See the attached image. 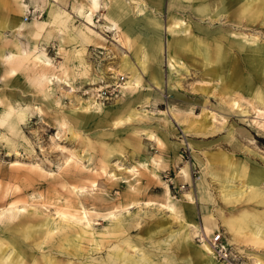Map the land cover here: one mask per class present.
Here are the masks:
<instances>
[{"label":"rangeland","instance_id":"1","mask_svg":"<svg viewBox=\"0 0 264 264\" xmlns=\"http://www.w3.org/2000/svg\"><path fill=\"white\" fill-rule=\"evenodd\" d=\"M126 1L99 0L93 10L90 0H0V264L8 254L10 264H133L129 257L136 264H210L196 248L202 234L188 237L168 208L183 215V194L198 182L209 190L225 237L222 219L241 218V246L234 248L251 264L257 254L264 261V241L245 216L264 214V199L222 198L226 189H244L255 169L264 188V103L256 98L264 100V70L247 60L250 47L255 58L264 55V0H189L183 8L139 0L162 28L179 20L189 26L184 48L172 52L182 67L171 68L164 44L179 30H161L153 61L145 17ZM119 2L132 25L102 16ZM37 21L43 26L33 39ZM74 25L99 40L87 45L81 63L70 38ZM124 57L145 63L140 86L112 90L120 74L121 82L128 78L107 67L118 69ZM96 69L103 87L89 83ZM88 96L101 108L82 106ZM203 111L215 117L200 129L186 127ZM200 205L185 215L202 225Z\"/></svg>","mask_w":264,"mask_h":264},{"label":"crops","instance_id":"2","mask_svg":"<svg viewBox=\"0 0 264 264\" xmlns=\"http://www.w3.org/2000/svg\"><path fill=\"white\" fill-rule=\"evenodd\" d=\"M184 1L188 2L189 0H170V4L168 6H174V7L183 8L184 7L183 5L186 4ZM105 4H107V3L105 2ZM99 6H100V4H99ZM198 6H200V5H197V7ZM127 7H129L130 11L132 13H134V15L135 14L136 15H143L145 17V18L141 17L142 19H144V22L147 24V31H146V37L144 38L145 39L144 43H145L146 49L149 50V53L151 55V59L153 61H156L155 59H158V56H160V53H161V50H162V47H163V44H162V41H161V30L162 31L164 30V32L165 31L167 32L170 28L174 29L175 31L179 30L178 34H180V36L177 37L176 41L171 40V38L169 36L166 37V38L169 39V42H170L169 47L166 48V52H167V61H168V65H169L170 68L171 67H176V66L177 67H182L181 65L183 64V62L179 58L178 59L174 58L175 56L172 54V52H173V50H182L184 48V44H183V42L180 39L184 38V37H182L183 34H184V36H186L188 34V32L185 31V30L187 28H189V26H187L183 22V20H179V21H176L172 25H168V26L165 25V27L162 28L161 27V23L159 22V20L157 18L158 16L157 15H153L152 10L151 9L148 10L144 4L142 5V3H141V7L144 10V14H137L135 11L132 10V8L129 5ZM105 10H106V12L102 13V16L104 18L105 17H110L112 19H120L119 24L129 14L127 12V9L121 3L118 4L116 7L114 6L112 10L108 9L107 7H105ZM80 11L82 13V10H80ZM222 11H223V8H221V7L218 8V10H216L215 13H214L215 14L214 17L217 18L219 14H222ZM89 12H91V15H92V11H89ZM89 12L87 14H83V16L84 15H89ZM111 16H113L114 18L111 17ZM99 19H100V17H99ZM123 21L125 22V24L132 25V22L129 21V19H127V20L124 19ZM34 25H35V27L33 29H31V31H32L31 34L34 33V35L31 38L36 39L35 37L39 33L38 32L39 30H37V29H41L43 25H42V22H40V21L34 22ZM84 25L90 31L96 32V30L94 29L95 28V24H92V25L84 24ZM31 26L32 25H30L29 27H31ZM116 26H118V25L115 22H111L109 24L110 30L116 29ZM17 27L18 26L14 27L12 29L15 30V29H17ZM20 27H21V25H20ZM85 27H83V26L79 27L77 25H74L72 27L71 32H70L71 41L74 42V44L76 45V51H77L76 55H78V59L77 60L80 63L83 61V53L87 49V45H91L93 43L99 42V40H96V37H93L91 34H89L85 30ZM175 31H173V32L174 33L178 32V31H176V32ZM98 35H100V37H102L101 34H98ZM186 38H189V36L188 37L186 36ZM140 39H143V38H140ZM131 46H132L131 48L133 49V51L136 52V50L134 48V45L131 44ZM97 47L103 48V46H101V45H99ZM18 48H19V52L18 53L19 54L23 53V48L20 47V46ZM217 50H218L217 51V57L220 58L222 51H221L220 48H218ZM196 52L199 53L200 55H202L203 56V60L206 61V59L208 57L207 51L200 44H197ZM253 53H254L253 48L250 47L249 54L247 56V60H248V63L250 65V68L253 69V70H260V71H262V68H263V70H264V55H263V57L255 58L253 56ZM9 55L11 57L8 58ZM13 56H14V53L6 54L5 55L6 61H10ZM46 62L50 63L49 60H46ZM144 66H145L144 62H141V61L132 62L127 57H124L119 62V65H118L119 68L116 69L115 72L121 70V71H123L124 73L127 74V78L128 79H127V81L124 84V89L125 90H128V89L135 90V89H137L140 86L141 71L144 70ZM96 71H97V75H98L99 69H96ZM9 72H10V74H14V71H12V70H10ZM97 75H94V77L92 78L91 82H89L90 84L94 83L97 80ZM53 78H55V77H53ZM49 80H50L49 84L52 85L53 83H52L50 78H49ZM154 85L160 87V84H159L158 80H156L154 82ZM124 89H122L121 91H123ZM256 98L259 100V102L261 104L264 103V100H262V98H259V95ZM84 101H86V100H84ZM91 107L92 106H90V108H87V109H91ZM203 112H209V111H203ZM209 115L212 118L215 117L212 112ZM199 118H197V119L194 118L192 121H190L189 123L186 124V127L197 128V129L198 128L199 129L202 128L203 125H205V123H207V122L201 123V122H199ZM8 126L10 127L11 130H14V131L17 130V127H15V125L8 124ZM253 175L256 176V181H252L251 180V176H253ZM262 177H263V174L261 173V171L256 170V169L253 170L248 175V178H247V181H246V184H245L246 185L245 188L244 189L236 188L235 190H230V189L229 190L228 189L224 190L223 194H222L223 200L226 201V203H229L230 201L235 199V197L237 199L241 195L248 194L249 198L257 199L258 201L259 200L262 201L264 199V188L259 185V181H260V179ZM183 197H184L183 200H185L186 203H187V205H185V207H183V209H184L183 215H180L179 213H177L176 210L171 205L172 209H174V211L177 214V216L181 219L180 222H183V220H184V221H187L190 225H194V226L201 225L200 223L191 222L190 220L187 219V217L185 215V212L187 211L186 210L187 208H188V211H193L191 209H193V207L196 204H191L190 205V202H194V200H195L196 203L197 202L201 203L200 207L202 209V221H203L202 226H204V220L206 219V217L208 215H212V217H215V223H216V227H217L216 229H219V219L220 218H218L219 216H217V214H215L214 212L210 211V207H209L210 193H209V190L206 188V186L202 182H198V183L194 184L193 190L185 192L183 194ZM169 205H170V203H169ZM169 207L170 206H168V208ZM245 216L246 217L250 216V218L247 219L248 225L249 226L250 225L255 226L257 234L259 235L260 239L262 241H264V235L259 233V231H258L261 228L260 225H264V214L260 213V214L255 216V215H253V213L252 214L251 213H246ZM240 219L241 218H238L235 221H232V220H229V219H222V221H223L222 224L224 225V228L229 232V235H230L229 238L226 237V241H227V239H233L235 241L234 245L236 247L241 246V245H238L239 243L236 240V236H237V234L240 233V230H241L240 227H242V225H239L242 221L238 222V221H240ZM180 227H181V225H180ZM181 229L188 230L187 236L188 237H190V236L193 237V235H194L193 228H189V227L188 228L187 227L183 228V227H181ZM209 235H211V234H209ZM196 248H198L197 250L201 254L200 247H196ZM260 255L261 254H257L255 257H252V258L253 259L254 258L255 259L256 258L262 259V258H260ZM214 262L216 264H219L215 260H214ZM252 262L255 263L254 260Z\"/></svg>","mask_w":264,"mask_h":264},{"label":"bare ground","instance_id":"3","mask_svg":"<svg viewBox=\"0 0 264 264\" xmlns=\"http://www.w3.org/2000/svg\"><path fill=\"white\" fill-rule=\"evenodd\" d=\"M126 1V0H125ZM90 2H91V5H92V8H94L93 10H96L98 7H99V0H90ZM126 3H127V5H129L131 8H132V10L133 11H135L137 14H144V10H143V8L141 7V2H139V0H128V1H126ZM61 13H63V12H61ZM60 13H59V11L58 12H56L55 13V17H57V15H59ZM89 15H91V12H89ZM35 18H40V16H34ZM66 18V17H65ZM91 18V17H90ZM25 20V19H24ZM23 20V22L24 23H26V21L27 20H25L24 21ZM56 22V21H55ZM165 48H168L169 47V45H170V42H169V39L168 38H166V40H165ZM9 57H11L10 55L8 56V58ZM113 69V70H112ZM107 70H112V73H113V71L115 72V70L116 69H114V68H111V67H107ZM102 74H103V71H101V69H99V71H98V75H97V80L94 82V83H92V84H95V83H98V82H100V85L98 86H96V88L97 87H103V86H105L106 85V83H104V78H103V76H102ZM103 78V79H102ZM114 78H116L115 76H114ZM124 84H125V81L124 82H119L118 83V85L117 86H119L120 87V89L122 90V89H124ZM176 85V84H175ZM95 88V87H94ZM97 98V97H96ZM96 98H94V97H92V96H88L87 97V99H86V101H84V100H81V104H82V106H84L85 108H90V106H92L91 107V109H100L101 108V104L100 103H102V101H99V100H97ZM88 101V102H87ZM98 103V104H97ZM90 105V106H89ZM210 113H208V112H203L202 114H200V118H199V122H201V123H204V122H207L208 120H210V115H209ZM251 180L252 181H256V176L255 175H253V176H251ZM230 197V196H229ZM170 202V201H169ZM191 204H196V202H195V200H194V202H190V205ZM170 207V210L171 211H173V213H175V211H174V209H172V207H171V204L169 205ZM196 206V205H195ZM16 209V208H15ZM187 211H188V208L186 209ZM176 214V213H175ZM62 215V214H61ZM176 216H177V214H176ZM62 217V216H61ZM65 219V218H64ZM63 219V220H64ZM180 225H181V227H183V228H193V233H194V235L193 236H197V235H199V233H201L202 234V236L199 238L200 239V241H199V245H200V249H201V254L204 256V258L206 257L207 259H208V261L210 262V264H216L215 262H214V260L216 261V262H218L219 264H224L221 260H219L216 256H215V253H214V251H213V249H212V246H211V244L209 243V237H208V235L209 234H211V233H213V231L217 228L216 227V223H215V218H213L211 215H208L207 217H206V219L204 220V226H202V225H198V226H194V225H190L187 221H184L183 220V222H180ZM232 228V227H231ZM231 230V229H230ZM214 234V233H213ZM200 236V235H199ZM210 237H212V235L210 236ZM226 239V238H225ZM227 242L228 243H231V244H233L234 245V243H235V241L233 240V239H227ZM237 248V247H236ZM10 255L8 254L7 256H6V258H5V260H4V262L5 263H7V264H10V260L12 259V258H10L9 257ZM3 257V256H2ZM117 257H123V258H125V254L124 253H118V255H117ZM137 260V259H136ZM136 260H134V259H132V258H128L127 260H126V263H128V262H130V263H133V264H136V263H138V261H136ZM207 261V260H206ZM205 261V262H206ZM208 262V263H209ZM254 262L255 263H253L252 262V264H264V261H262V259H259V258H256L255 260H254Z\"/></svg>","mask_w":264,"mask_h":264},{"label":"built area","instance_id":"4","mask_svg":"<svg viewBox=\"0 0 264 264\" xmlns=\"http://www.w3.org/2000/svg\"><path fill=\"white\" fill-rule=\"evenodd\" d=\"M34 11V10H33ZM124 79V75L120 74L117 77V81L112 87V90L117 89L119 82ZM224 232L221 229H216L212 237H209V243L212 246V249L215 253V256L221 260L224 264H251L246 256L240 254L235 246L231 243H228L225 239Z\"/></svg>","mask_w":264,"mask_h":264}]
</instances>
